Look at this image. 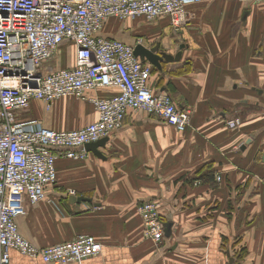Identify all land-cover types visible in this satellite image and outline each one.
Returning <instances> with one entry per match:
<instances>
[{
    "label": "crops",
    "instance_id": "0c3cea01",
    "mask_svg": "<svg viewBox=\"0 0 264 264\" xmlns=\"http://www.w3.org/2000/svg\"><path fill=\"white\" fill-rule=\"evenodd\" d=\"M190 11L192 19L182 28L190 45L182 60L165 64V75L153 73L151 83L192 109L191 125L180 131L155 115L129 111L100 148L106 159L93 152L86 160L60 158L47 200L29 204L17 218L22 235L38 246L82 234L102 243L100 254L68 264H229L227 251L234 255L237 240L248 253L236 261L264 264V3L215 0ZM165 20L148 43L162 40L161 30L170 28ZM104 30L99 33L107 36ZM191 36L212 39L205 46L213 49L194 48ZM164 42L169 52L178 50V40ZM59 54L53 67L74 66L72 43L66 41ZM116 92L100 88L93 94L105 98ZM18 117L73 130L96 121L98 112L87 100L64 97L51 109L35 99ZM237 118L238 126L231 128L228 121ZM70 189L93 201L71 202ZM149 199L162 203L164 221L174 215L172 234L160 243L146 235L138 210ZM11 264L53 263L12 250Z\"/></svg>",
    "mask_w": 264,
    "mask_h": 264
},
{
    "label": "built area",
    "instance_id": "2783aa9c",
    "mask_svg": "<svg viewBox=\"0 0 264 264\" xmlns=\"http://www.w3.org/2000/svg\"><path fill=\"white\" fill-rule=\"evenodd\" d=\"M213 1L0 0V264H11L12 250L53 264L102 252V243L90 234L38 246L22 235L17 218L29 204L47 200L48 186L58 179L60 158L88 159L85 145L121 128L129 111L147 112L184 131L191 125L192 109L180 107L170 93L153 88L152 65L136 56L134 45L99 32L111 18L167 19L179 32L192 19L190 6ZM66 41L76 48L74 66H45ZM100 88L118 92L102 98L93 94ZM64 97L89 101L98 119L80 129L55 130L37 119L18 117L35 99L51 109ZM228 125L235 128L238 118ZM221 177L217 175L218 180ZM69 193L76 194L73 189ZM138 210L146 235L160 243L165 237L162 203L145 200Z\"/></svg>",
    "mask_w": 264,
    "mask_h": 264
},
{
    "label": "water",
    "instance_id": "95a60500",
    "mask_svg": "<svg viewBox=\"0 0 264 264\" xmlns=\"http://www.w3.org/2000/svg\"><path fill=\"white\" fill-rule=\"evenodd\" d=\"M249 11H244L242 15V20L244 23H246V19L249 15ZM134 45V51L137 57H139L142 62L144 63H150L156 69H158L159 72H162L163 76L164 73V65L165 64H172L176 63L182 60L184 49L189 47L188 44L182 42L178 50L175 53H171L168 51V48L166 49L163 46L162 41H158L155 46H151V44L147 43L146 40H143L138 43H133ZM164 90V89H163ZM110 137H104L96 142H91L85 145V148L88 152H93L98 158L100 159H106V156L103 154V152L100 150L101 147L105 148ZM253 138L250 137L246 140V142L242 146V150H244L250 143H252ZM69 199L71 202H91L93 201L92 198L86 197V196H77L76 194H71L69 196ZM173 213H170L166 216V221L164 222V229H165V236L170 237L172 234L173 226H174V218ZM229 264H242L241 262L236 261V258L231 254V250L228 249L227 251Z\"/></svg>",
    "mask_w": 264,
    "mask_h": 264
},
{
    "label": "rangeland",
    "instance_id": "374dc122",
    "mask_svg": "<svg viewBox=\"0 0 264 264\" xmlns=\"http://www.w3.org/2000/svg\"><path fill=\"white\" fill-rule=\"evenodd\" d=\"M164 21L166 20H160L157 22H148V21H145L144 19H138V18L137 19H123V20L111 18L107 21L106 26L104 27L105 29L104 32L114 35L115 37H120L124 41L130 42V43L133 42L134 37L136 35L144 36L145 39H149V38L154 39L159 28L164 26L163 24ZM157 24L160 27H155ZM161 31L162 33L161 32L160 33H161V36L163 37L162 43H163V40L172 39L173 43H177V40H178L179 43L184 42L190 45V43L183 37L184 31H182V29L181 31L176 32L170 27L169 30L165 28V30H161ZM190 39H191V43L194 48H197V49L201 48V49H208V50L213 49V46H210V48L208 46H205V44L207 45V43L212 44L214 42L212 39H206V41L203 39H199L197 37L196 38L192 37ZM224 44L227 45V42H225ZM163 46L166 47L165 42ZM59 57H60V54L59 55L57 54L50 61V64H52V66H55L57 64V60L59 59ZM254 172L255 170H253L252 173Z\"/></svg>",
    "mask_w": 264,
    "mask_h": 264
},
{
    "label": "trees",
    "instance_id": "16d2710c",
    "mask_svg": "<svg viewBox=\"0 0 264 264\" xmlns=\"http://www.w3.org/2000/svg\"><path fill=\"white\" fill-rule=\"evenodd\" d=\"M113 19H117V18H113ZM105 26H106V24H105ZM104 26V27H105ZM104 29V28H103ZM102 29V30H103ZM102 30L100 31V32H102ZM99 35H100V33H99ZM106 35L107 36H105V35H100V36H104V37H109V38H117V37H115L114 35H111V34H107L106 33ZM140 37H142L141 35H139ZM122 40V39H121ZM144 40H146V39H144ZM136 41V39L134 38V40H133V42L132 43H134ZM147 41V40H146ZM126 42V41H125ZM148 42V41H147ZM127 43H130V42H127ZM132 43H130V44H132ZM158 71V69H156V67H154L153 65H152V75H153V73H155V72H157ZM212 177V176H211ZM213 178H211V180H212ZM208 180H210L209 178H208ZM239 189H241V186H239L238 187ZM241 241L242 240H237L235 243H234V246H233V250H234V252L235 253H233L234 255V257L237 259V260H242L243 258H245V256L247 255V253H248V249H247V247L244 245V244H241ZM239 262V261H238Z\"/></svg>",
    "mask_w": 264,
    "mask_h": 264
},
{
    "label": "flooded vegetation",
    "instance_id": "af4514ba",
    "mask_svg": "<svg viewBox=\"0 0 264 264\" xmlns=\"http://www.w3.org/2000/svg\"><path fill=\"white\" fill-rule=\"evenodd\" d=\"M159 41H162V40H159ZM158 42V41H157ZM157 42H155V43H153V44H151V46H155L156 44H157ZM148 43V42H147ZM150 44V43H149ZM181 43H179V45H180ZM187 44V43H186ZM189 45V44H188ZM188 48V47H187Z\"/></svg>",
    "mask_w": 264,
    "mask_h": 264
}]
</instances>
